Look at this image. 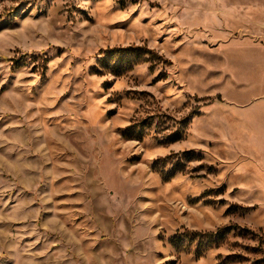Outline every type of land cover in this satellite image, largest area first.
Segmentation results:
<instances>
[{
	"label": "rangeland",
	"instance_id": "obj_1",
	"mask_svg": "<svg viewBox=\"0 0 264 264\" xmlns=\"http://www.w3.org/2000/svg\"><path fill=\"white\" fill-rule=\"evenodd\" d=\"M255 19L264 0H0V264H264Z\"/></svg>",
	"mask_w": 264,
	"mask_h": 264
},
{
	"label": "crops",
	"instance_id": "obj_2",
	"mask_svg": "<svg viewBox=\"0 0 264 264\" xmlns=\"http://www.w3.org/2000/svg\"><path fill=\"white\" fill-rule=\"evenodd\" d=\"M255 6H256V4H254V5L252 6V8H254ZM257 11H261L260 8H259ZM262 12H263V8H262ZM251 18H252V17H251ZM250 20H252V19H250ZM255 21H256V25H258V27H259L260 25H264V24H262V23H259L260 21H258V20H256V19H255Z\"/></svg>",
	"mask_w": 264,
	"mask_h": 264
},
{
	"label": "trees",
	"instance_id": "obj_3",
	"mask_svg": "<svg viewBox=\"0 0 264 264\" xmlns=\"http://www.w3.org/2000/svg\"><path fill=\"white\" fill-rule=\"evenodd\" d=\"M263 259H264V257H263Z\"/></svg>",
	"mask_w": 264,
	"mask_h": 264
}]
</instances>
